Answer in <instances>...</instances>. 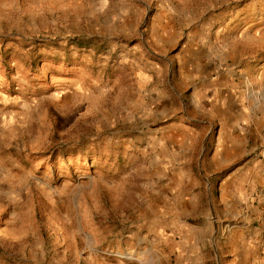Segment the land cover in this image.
Returning <instances> with one entry per match:
<instances>
[{"label":"rangeland","instance_id":"374dc122","mask_svg":"<svg viewBox=\"0 0 264 264\" xmlns=\"http://www.w3.org/2000/svg\"><path fill=\"white\" fill-rule=\"evenodd\" d=\"M0 264H264V0H0Z\"/></svg>","mask_w":264,"mask_h":264}]
</instances>
